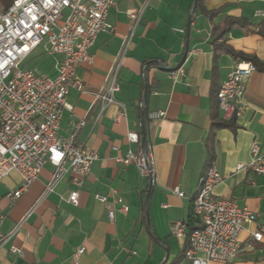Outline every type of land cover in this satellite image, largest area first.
Instances as JSON below:
<instances>
[{
  "label": "crops",
  "instance_id": "obj_1",
  "mask_svg": "<svg viewBox=\"0 0 264 264\" xmlns=\"http://www.w3.org/2000/svg\"><path fill=\"white\" fill-rule=\"evenodd\" d=\"M194 3L118 0L109 9L107 21L114 30L97 36L91 48L94 64L77 68L85 91L70 89L58 129L63 141L96 150L98 159L80 187L67 172L48 192L56 168L47 162L13 205L9 194L21 186L20 175L13 172L0 181V264H161L166 257L170 264H191L186 258L177 259L185 238L174 235L172 225L178 220L189 222L194 196L212 161L223 176L214 195L248 207L258 214L257 223L264 224V175H255L247 166L254 143L264 152V27L255 26L261 20L254 18V11L264 7V0H202L200 5L197 0L191 15ZM142 7L141 19L133 28L128 10ZM214 10L219 12L210 18L209 12ZM226 17L252 24L253 30L233 27L226 36L227 43L236 51L256 55L261 68L246 82L243 113L232 126L213 132V115L224 119L216 105L219 87L237 62L246 61L236 60L227 51L215 55L212 27ZM132 31L115 92L126 114L116 122L120 106L111 103L102 109L95 94L105 87ZM187 45L188 52H198L195 56L187 52L182 64L185 74L174 82L169 71L160 68L177 66ZM62 58V54H50L42 42L24 67L56 77ZM147 74L156 84L144 100ZM158 110L165 116L149 119L148 113ZM81 120L85 124L76 127ZM129 131L140 134L139 143L128 142ZM129 149L152 150L156 183L152 184L136 164L124 166L119 162ZM240 163L245 167L239 170ZM177 187L183 196L174 192ZM75 189L79 190L77 204L69 200ZM97 193L108 200L96 199ZM119 196L129 210L124 214L117 209L111 221L108 211L119 207ZM257 223L246 224L240 237L242 250L233 261L211 264H264V239L248 247L250 231ZM83 246L85 251L75 262L74 253Z\"/></svg>",
  "mask_w": 264,
  "mask_h": 264
},
{
  "label": "built area",
  "instance_id": "obj_2",
  "mask_svg": "<svg viewBox=\"0 0 264 264\" xmlns=\"http://www.w3.org/2000/svg\"><path fill=\"white\" fill-rule=\"evenodd\" d=\"M118 0H14L9 8L0 11V181L16 172L22 179L21 186L9 194L13 205L41 174L49 162L55 166V177L47 191L67 172L80 187L98 159L96 150L76 143L63 141L58 135L60 119L67 107V95L71 88L85 91V85L77 72L80 65H93L95 55L91 52L101 32L113 31L107 21L109 9ZM144 7L129 9L128 15L134 28L140 21ZM254 18L264 19V7L254 11ZM131 35L125 39L123 49L109 72L107 83L95 96L102 109L111 103L120 106L116 122L126 114L125 106L115 99L119 89L122 59L131 45ZM45 42L50 54H62L58 74L50 77L45 73L25 68L24 62L35 48ZM197 49L188 52L195 56ZM258 70L252 61L237 62L221 83L217 92L219 108L224 119L238 118L244 111L243 96L248 78ZM185 74L183 66L170 71L169 77L178 81ZM165 116L162 110L148 113L149 119ZM85 124L84 120L76 127ZM140 134L127 133L129 143H139ZM119 162L124 166L136 164L140 172L157 182L154 155L151 149H129ZM255 175H264V152L254 143L251 159L247 165ZM240 163L237 169L244 168ZM223 180L217 164L209 162L193 200V212L200 225L189 231L184 220L172 225V232L180 238H188L186 259L191 264L228 263L242 250L241 234L246 224L257 223L258 214L248 207H240L234 199L214 195V188ZM174 192L183 196L177 187ZM96 199L106 202L102 193ZM69 200L77 204L79 190L71 191ZM118 208H110L111 221L118 209L126 214L129 205L121 196L116 198ZM2 216L0 215V220ZM2 237L0 233V238ZM264 239V224L250 231L248 247ZM85 251L80 247L74 253V261Z\"/></svg>",
  "mask_w": 264,
  "mask_h": 264
},
{
  "label": "trees",
  "instance_id": "obj_3",
  "mask_svg": "<svg viewBox=\"0 0 264 264\" xmlns=\"http://www.w3.org/2000/svg\"><path fill=\"white\" fill-rule=\"evenodd\" d=\"M14 0H0V11H5L9 8V6L12 4ZM202 0H198L199 5L201 4ZM219 10H214L209 12V17L213 18L216 14H218ZM261 20L260 23L255 24V26L264 27V19H259ZM242 26L245 27L249 30H253L252 24H250L248 21L242 18H234V17H226L224 18L221 22L219 23H214L212 27V37H213V43L215 45V55L218 56L220 52L222 51H227L236 60H247V61H252L254 62L258 68H261V63L258 61V58L256 55L244 53L242 51H236L235 49L231 48L228 43H227V34L232 30L233 27L235 26ZM259 30V29H258ZM264 34V31H262ZM150 65V64H149ZM149 65L147 66V69L149 68ZM155 80L153 78L150 79V75L147 74V89L148 92L151 90L152 87L155 86ZM216 99H217V108L219 109L218 105V98L216 94ZM214 122H213V132H215L216 129L221 128V127H228L232 126L235 120V117H233L230 120L223 119L221 117H217V114H214ZM212 151V150H211ZM212 154V152H211ZM189 231H192L194 228L198 227L200 225V220L199 218L192 212L189 222H187ZM189 246V240L188 238H185V244L182 247V250L180 254L178 255L177 259L181 258H186V250ZM176 261V260H175ZM176 262H173L171 264H175ZM165 264H170L169 262H166Z\"/></svg>",
  "mask_w": 264,
  "mask_h": 264
},
{
  "label": "water",
  "instance_id": "obj_4",
  "mask_svg": "<svg viewBox=\"0 0 264 264\" xmlns=\"http://www.w3.org/2000/svg\"><path fill=\"white\" fill-rule=\"evenodd\" d=\"M196 7H197V0H195V3H194V6H193V9H192V13H191V15H193L194 14V12H195V10H196ZM190 26H189V29H188V35L190 34ZM188 50H189V45H187L186 46V52H185V54H184V56H183V58H182V60H181V62L177 65V66H175V67H161L160 69H162V70H164V71H173V70H175V69H177V68H179L180 66H182V64L185 62V60H186V57H187V52H188ZM147 93H148V90H147V88H146V93H145V98H144V100H146V98H147ZM142 133H143V142H144V144H145V127H144V125H143V129H142ZM148 194H147V197H146V206H148ZM147 221H148V224L150 223V218H149V212H148V210H147ZM167 259H168V257H166V259H165V261L164 262H162L161 264H164L166 261H167Z\"/></svg>",
  "mask_w": 264,
  "mask_h": 264
}]
</instances>
